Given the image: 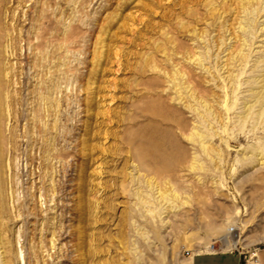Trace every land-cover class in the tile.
I'll return each instance as SVG.
<instances>
[{"label":"rangeland","instance_id":"obj_1","mask_svg":"<svg viewBox=\"0 0 264 264\" xmlns=\"http://www.w3.org/2000/svg\"><path fill=\"white\" fill-rule=\"evenodd\" d=\"M263 161L264 0H0V264H264Z\"/></svg>","mask_w":264,"mask_h":264},{"label":"crops","instance_id":"obj_2","mask_svg":"<svg viewBox=\"0 0 264 264\" xmlns=\"http://www.w3.org/2000/svg\"><path fill=\"white\" fill-rule=\"evenodd\" d=\"M259 257V254H258ZM260 263V257H259ZM189 264H243L242 256L237 252L214 251L196 253Z\"/></svg>","mask_w":264,"mask_h":264},{"label":"bare ground","instance_id":"obj_3","mask_svg":"<svg viewBox=\"0 0 264 264\" xmlns=\"http://www.w3.org/2000/svg\"><path fill=\"white\" fill-rule=\"evenodd\" d=\"M261 93V92H260ZM259 96H260V94H259ZM257 101V100H256ZM261 113V112H260ZM263 163H264V161H263ZM165 198H161V201L162 200H164ZM168 202V201H167ZM168 207H166V209H167ZM169 210V209H168ZM167 210V211H168ZM166 212V211H165ZM165 212H160V213H157V215H158V217H160V218H162V214L163 213H165ZM155 215V214H154ZM165 218L163 217V219H162V223H165V220H164ZM218 238L223 242V244L226 246V248H229L230 246H232V245H234L235 244V241H234V238H233V236L231 235V234H229V233H227V232H225V231H222V232H220V234L218 235ZM212 245H210V247H211ZM257 257V259H255V261L254 262H252V263H257V264H259V258H258V253H255V254H253V256L250 258V259H254V258H256Z\"/></svg>","mask_w":264,"mask_h":264},{"label":"built area","instance_id":"obj_4","mask_svg":"<svg viewBox=\"0 0 264 264\" xmlns=\"http://www.w3.org/2000/svg\"><path fill=\"white\" fill-rule=\"evenodd\" d=\"M219 248V247H218Z\"/></svg>","mask_w":264,"mask_h":264}]
</instances>
